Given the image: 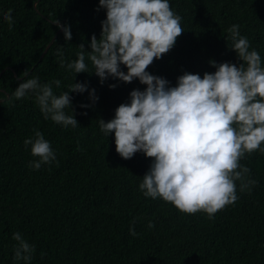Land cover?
<instances>
[{
    "label": "trees",
    "instance_id": "1",
    "mask_svg": "<svg viewBox=\"0 0 264 264\" xmlns=\"http://www.w3.org/2000/svg\"><path fill=\"white\" fill-rule=\"evenodd\" d=\"M169 3L182 17L184 32L169 53L149 66L150 74L174 87L185 72L214 73L210 61L239 66L227 32L234 24L264 66V0ZM9 9L11 27L4 19ZM105 19L99 0H0V264H17L16 232L35 246L31 264H264V153L245 154L240 161L257 181L251 193H241L237 182V202L209 219L145 197L139 184L152 160L142 152L121 158L114 133L107 137L100 131L99 119L114 118L119 105L130 103V92L146 86L111 77L101 84L87 60L88 73L75 74L60 66L57 49L63 47L65 65L76 59L81 44L90 51L91 37L100 38ZM55 20L70 26V41L58 33ZM121 70L127 72L123 65ZM33 77L41 84L60 80L59 88L53 85L57 95L73 83L88 85L82 94L69 93L78 127L45 119L34 94L14 98L19 84ZM112 84L117 87L110 89ZM92 89L99 98L95 104ZM34 129L56 153V162L39 170L29 167L39 158L24 145Z\"/></svg>",
    "mask_w": 264,
    "mask_h": 264
},
{
    "label": "clouds",
    "instance_id": "2",
    "mask_svg": "<svg viewBox=\"0 0 264 264\" xmlns=\"http://www.w3.org/2000/svg\"><path fill=\"white\" fill-rule=\"evenodd\" d=\"M99 7L106 10L100 38L91 37L90 51L81 44L76 59L66 65L63 47L57 49L60 66L75 74L88 73L87 60L101 84L111 77L126 84L139 80L145 85L144 91L130 92V103L119 105L114 118L107 122L99 119L100 131L107 137L114 133L121 158L129 160L142 152L152 160L139 184L145 197L161 198L183 214L202 212L213 219L239 199L237 182L239 191L249 194L257 184L250 178V169L240 161L245 154L264 153V66L260 54L254 48L250 50L249 39L240 34V25L234 24L227 32L231 49L241 61L239 66L210 61L214 73L206 72L201 77L185 72L176 86L170 87L165 78L147 71L154 60L173 49L184 32L182 17L169 0H99ZM4 19L11 27L12 9ZM54 23L70 41V26L58 20ZM121 65L127 68L126 73ZM53 85L59 88L61 81L41 84L38 77L26 79L14 91V98L34 94L45 119L65 128L78 127L69 93L82 94L88 91V85L73 83L59 95L54 93ZM89 96L93 104L99 99L95 89ZM33 132L24 145L31 146V155L39 158L29 167L39 170L42 165L56 162V153L42 132ZM147 227L153 229L155 225L149 221ZM129 232L137 235L134 228ZM12 239L16 241L17 264H31L35 246L19 232Z\"/></svg>",
    "mask_w": 264,
    "mask_h": 264
},
{
    "label": "water",
    "instance_id": "3",
    "mask_svg": "<svg viewBox=\"0 0 264 264\" xmlns=\"http://www.w3.org/2000/svg\"><path fill=\"white\" fill-rule=\"evenodd\" d=\"M35 6H36V4H35ZM61 31H62V30L59 29V30H58V33L61 32ZM58 33H57V34H58ZM57 34L54 36V38L52 39V41L48 44V46L46 47V49H45L43 55L47 52L48 48H49V47L51 46V44L54 42V40H55ZM2 100H3V99H0V101H2Z\"/></svg>",
    "mask_w": 264,
    "mask_h": 264
}]
</instances>
